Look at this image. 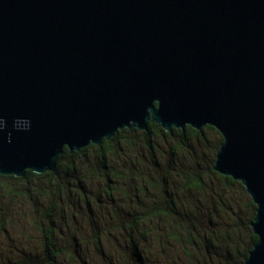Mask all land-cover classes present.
<instances>
[{
  "label": "water",
  "instance_id": "obj_1",
  "mask_svg": "<svg viewBox=\"0 0 264 264\" xmlns=\"http://www.w3.org/2000/svg\"><path fill=\"white\" fill-rule=\"evenodd\" d=\"M151 119L220 131L214 169L257 205L241 264H264V0H0V174Z\"/></svg>",
  "mask_w": 264,
  "mask_h": 264
},
{
  "label": "trees",
  "instance_id": "obj_2",
  "mask_svg": "<svg viewBox=\"0 0 264 264\" xmlns=\"http://www.w3.org/2000/svg\"><path fill=\"white\" fill-rule=\"evenodd\" d=\"M222 141L211 125L167 131L151 119L145 131L124 128L80 151L65 147L55 171L0 174V233L18 227L28 247L0 264H91L82 234L103 257L105 245L127 249L108 264L243 263L258 239L257 205L241 181L214 169Z\"/></svg>",
  "mask_w": 264,
  "mask_h": 264
},
{
  "label": "rangeland",
  "instance_id": "obj_3",
  "mask_svg": "<svg viewBox=\"0 0 264 264\" xmlns=\"http://www.w3.org/2000/svg\"><path fill=\"white\" fill-rule=\"evenodd\" d=\"M209 135H210V138L212 139V141L213 140L215 141V139H219V138H216L217 136L215 135V133L213 131H210ZM216 142H217V140H216ZM97 188H98V185H97ZM75 197L78 198L77 195H75ZM5 201H6V199H5ZM77 201H78V199H77ZM6 202H4V203H6ZM73 202H75V201H73ZM79 215L83 216L82 214H79ZM17 220H18V223H20V214L17 217ZM81 222L83 225H85L86 220L82 219ZM16 228H18V227H16ZM16 228H11L10 232L8 231L9 237H7V235L4 232L0 233V259L1 260H3V259L6 260L7 258H9V259L13 258L15 256V253L19 252L18 249H20V251H24V250H26V248H28L25 241L23 240L22 236L20 235V232H18ZM27 237H29L31 239L29 245L31 247L35 248L36 244H37V237H36V234L34 233V231L33 232L28 231ZM82 238H85V239L83 240ZM79 239H80V244H81L80 248L84 252V255L87 256V257L86 256L85 257L87 258L88 262H90L91 264H106V263L108 264L110 262V259L120 261L122 256L124 257L126 255L125 252L127 249H122V248L118 249L114 245L108 244V246L105 245V249H106L107 254L105 257H103L99 252H97L93 241H90L89 237H86L82 234V235H80ZM26 241H28V240H26ZM106 243L107 242H105V244ZM149 246H150V257H151V259H153L154 249H157V248H154L153 244H151ZM69 261L70 260L68 258H62L61 264H69ZM116 264H119L118 261L116 262ZM149 264H155V263H154V261L153 262L150 261Z\"/></svg>",
  "mask_w": 264,
  "mask_h": 264
},
{
  "label": "clouds",
  "instance_id": "obj_4",
  "mask_svg": "<svg viewBox=\"0 0 264 264\" xmlns=\"http://www.w3.org/2000/svg\"><path fill=\"white\" fill-rule=\"evenodd\" d=\"M3 127H6V125H4L2 121H0V130H2Z\"/></svg>",
  "mask_w": 264,
  "mask_h": 264
}]
</instances>
